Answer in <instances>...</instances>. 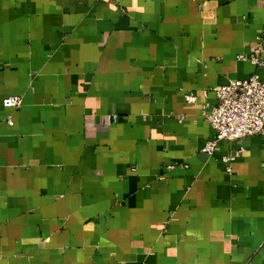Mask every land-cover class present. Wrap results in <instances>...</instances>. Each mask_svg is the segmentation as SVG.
I'll return each mask as SVG.
<instances>
[{
    "label": "crops",
    "instance_id": "0c3cea01",
    "mask_svg": "<svg viewBox=\"0 0 264 264\" xmlns=\"http://www.w3.org/2000/svg\"><path fill=\"white\" fill-rule=\"evenodd\" d=\"M261 33L264 0H0V264H264V140L208 157L201 116Z\"/></svg>",
    "mask_w": 264,
    "mask_h": 264
},
{
    "label": "built area",
    "instance_id": "2783aa9c",
    "mask_svg": "<svg viewBox=\"0 0 264 264\" xmlns=\"http://www.w3.org/2000/svg\"><path fill=\"white\" fill-rule=\"evenodd\" d=\"M263 52L264 33H261L257 37L253 54L249 58L239 55L237 59L248 61L254 67L261 68L264 65ZM214 93L215 103L201 107V116L214 131V138L205 143L203 153L211 157L219 141H235L253 135H258L264 140V80L257 74H252L245 80H230L215 89ZM184 101L195 105L197 97L191 93L185 94ZM2 104L6 108L19 110L22 100L20 97L10 96L5 98ZM7 123L12 125L11 120ZM238 155L237 152L222 158L227 171H230V163ZM173 168L174 166H168L166 170Z\"/></svg>",
    "mask_w": 264,
    "mask_h": 264
}]
</instances>
